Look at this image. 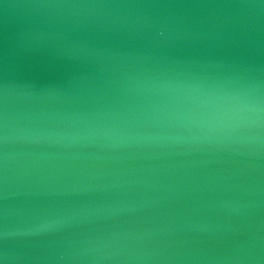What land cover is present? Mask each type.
Here are the masks:
<instances>
[{
  "label": "water",
  "instance_id": "95a60500",
  "mask_svg": "<svg viewBox=\"0 0 264 264\" xmlns=\"http://www.w3.org/2000/svg\"><path fill=\"white\" fill-rule=\"evenodd\" d=\"M0 264H264V0H0Z\"/></svg>",
  "mask_w": 264,
  "mask_h": 264
}]
</instances>
